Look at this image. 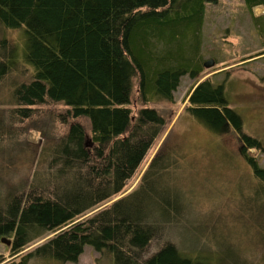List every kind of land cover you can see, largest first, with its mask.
<instances>
[{
    "label": "trees",
    "instance_id": "16d2710c",
    "mask_svg": "<svg viewBox=\"0 0 264 264\" xmlns=\"http://www.w3.org/2000/svg\"><path fill=\"white\" fill-rule=\"evenodd\" d=\"M219 1L0 0V26L24 27L27 35L23 56L0 39V83L19 66L31 69L30 79L11 90V121L23 123L37 108L61 104L66 110L57 119H88L92 142L85 126L72 122L60 140L41 150L29 184L0 189V238L12 242L0 264L77 262L87 245L99 253L98 262L112 264H249L230 257L222 241L203 238L201 219L169 181L173 164L165 153L123 195L165 125L149 105L173 101L181 79L205 69V16L208 5ZM242 1L264 39V13H254L264 0ZM135 79L142 107L133 121ZM188 98L187 111L208 129H233L243 148L262 149L244 131L223 84L206 78ZM246 159L264 188V167L253 156ZM256 219L259 237L264 205ZM46 234L54 235L23 253ZM256 264H264V248Z\"/></svg>",
    "mask_w": 264,
    "mask_h": 264
},
{
    "label": "rangeland",
    "instance_id": "374dc122",
    "mask_svg": "<svg viewBox=\"0 0 264 264\" xmlns=\"http://www.w3.org/2000/svg\"><path fill=\"white\" fill-rule=\"evenodd\" d=\"M243 6L242 0H220L216 5H208L202 54L207 61L212 60L213 65L204 66V71L197 77L184 76L174 92L173 101L155 99L149 105L162 114L165 125L128 181L123 195L136 189L152 160L165 153L166 159L173 164L169 168V181L192 206L194 216L201 219L203 238L207 240L208 236L222 241L230 257L236 260L241 257L246 263L256 264L260 262L264 248V228H259L261 234L258 237L256 226L257 210L264 205V188L253 176L246 155L255 157L264 167V53L258 55L264 52V39L250 12ZM263 12V7L254 10L256 15ZM25 31L24 27L5 30L0 26V39L5 37L14 43L23 56ZM30 77L31 69L19 66L0 83V130H4L0 131L3 135L0 139V189L5 191L15 189L18 184H29L41 150L60 140L72 122L78 121L85 126L88 144L92 143L88 119L68 118L65 123L57 119V114L66 110L61 104L41 106L23 123L11 121L9 110L12 106L8 105L11 90ZM206 78H211L215 86H225L228 103L241 116L244 131L260 141L262 149L243 148L233 129L216 133L187 111L191 89ZM129 106L135 121L142 107L137 79ZM53 235H44L23 253ZM2 238L8 239L6 236L0 238V256H9L11 246L2 242ZM99 256L87 245L77 262L46 259L30 264H112L111 260L98 262Z\"/></svg>",
    "mask_w": 264,
    "mask_h": 264
},
{
    "label": "water",
    "instance_id": "95a60500",
    "mask_svg": "<svg viewBox=\"0 0 264 264\" xmlns=\"http://www.w3.org/2000/svg\"><path fill=\"white\" fill-rule=\"evenodd\" d=\"M212 65H213V61L212 60H208L204 64V66L207 67V68L211 67ZM2 242H5L8 245H10L12 243L11 240H8L6 238H2Z\"/></svg>",
    "mask_w": 264,
    "mask_h": 264
},
{
    "label": "crops",
    "instance_id": "0c3cea01",
    "mask_svg": "<svg viewBox=\"0 0 264 264\" xmlns=\"http://www.w3.org/2000/svg\"><path fill=\"white\" fill-rule=\"evenodd\" d=\"M255 9H256V8H255ZM255 9H254V10H255ZM263 13H264V12H263ZM260 15H261V14H260Z\"/></svg>",
    "mask_w": 264,
    "mask_h": 264
}]
</instances>
